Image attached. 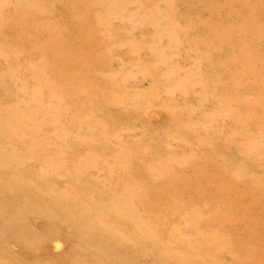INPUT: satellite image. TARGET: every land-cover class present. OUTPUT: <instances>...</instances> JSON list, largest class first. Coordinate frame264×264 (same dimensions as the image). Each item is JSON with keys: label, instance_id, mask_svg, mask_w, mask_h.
Wrapping results in <instances>:
<instances>
[{"label": "rangeland", "instance_id": "374dc122", "mask_svg": "<svg viewBox=\"0 0 264 264\" xmlns=\"http://www.w3.org/2000/svg\"><path fill=\"white\" fill-rule=\"evenodd\" d=\"M0 264H264V0H0Z\"/></svg>", "mask_w": 264, "mask_h": 264}]
</instances>
